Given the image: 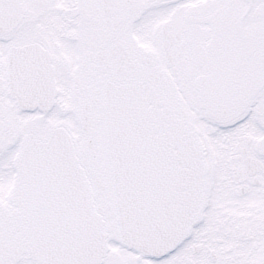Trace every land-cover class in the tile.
I'll return each instance as SVG.
<instances>
[{
	"label": "snow or ice",
	"instance_id": "6c2138e0",
	"mask_svg": "<svg viewBox=\"0 0 264 264\" xmlns=\"http://www.w3.org/2000/svg\"><path fill=\"white\" fill-rule=\"evenodd\" d=\"M0 264H264V0H0Z\"/></svg>",
	"mask_w": 264,
	"mask_h": 264
}]
</instances>
